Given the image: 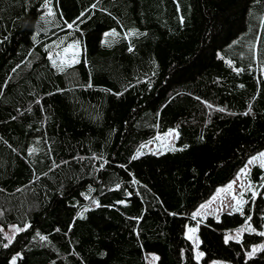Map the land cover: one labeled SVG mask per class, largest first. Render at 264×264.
Segmentation results:
<instances>
[{
  "label": "trees",
  "instance_id": "obj_1",
  "mask_svg": "<svg viewBox=\"0 0 264 264\" xmlns=\"http://www.w3.org/2000/svg\"><path fill=\"white\" fill-rule=\"evenodd\" d=\"M263 149L264 0H0V264H264L224 240L263 227L258 166L245 215L193 217Z\"/></svg>",
  "mask_w": 264,
  "mask_h": 264
},
{
  "label": "rangeland",
  "instance_id": "obj_2",
  "mask_svg": "<svg viewBox=\"0 0 264 264\" xmlns=\"http://www.w3.org/2000/svg\"><path fill=\"white\" fill-rule=\"evenodd\" d=\"M49 8V7H48ZM52 9L49 8V11ZM80 46L77 42H71L66 45L58 54L54 56V62L57 64H71L78 58ZM176 131L171 129L165 133L157 134L152 140L142 144L136 151V157L146 153L160 155L175 148ZM252 163H249V161ZM258 166L264 172V149L248 158L244 166L238 171L236 176L227 184L215 189L208 201L201 204L193 213L194 221L204 220L206 217H212L215 220L220 218L222 213H239L245 215V206L249 199L253 202L257 197V190L254 179L251 176V169ZM231 186V187H229ZM264 198V194L262 195ZM23 229L17 225H10L5 229H1L6 240V244L10 243L14 236ZM243 233H262L264 236V224L262 229H257L255 224L249 222L248 219L242 225L225 232L224 240L238 241L242 238ZM185 237L192 243L195 259L200 262L203 254L198 249V239L196 236V225L187 224L184 229ZM226 241V240H225ZM264 249V238L258 243L250 246L245 253V257L249 258L255 252ZM156 255L151 254L149 263L157 264ZM14 262V259H12ZM207 264H230L225 260H212Z\"/></svg>",
  "mask_w": 264,
  "mask_h": 264
},
{
  "label": "snow or ice",
  "instance_id": "obj_3",
  "mask_svg": "<svg viewBox=\"0 0 264 264\" xmlns=\"http://www.w3.org/2000/svg\"><path fill=\"white\" fill-rule=\"evenodd\" d=\"M49 14H51V12H49ZM69 27H72V25L70 24ZM249 163H252V161L250 160ZM229 187H231V186H229ZM41 239H44V238L41 237ZM227 239H228V237L225 238L226 242H227ZM10 242H11V241H10Z\"/></svg>",
  "mask_w": 264,
  "mask_h": 264
}]
</instances>
